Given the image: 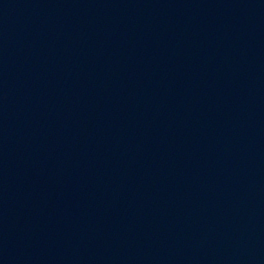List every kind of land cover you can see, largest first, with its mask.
Segmentation results:
<instances>
[{"label": "water", "instance_id": "water-1", "mask_svg": "<svg viewBox=\"0 0 264 264\" xmlns=\"http://www.w3.org/2000/svg\"><path fill=\"white\" fill-rule=\"evenodd\" d=\"M0 264H264V0H0Z\"/></svg>", "mask_w": 264, "mask_h": 264}]
</instances>
